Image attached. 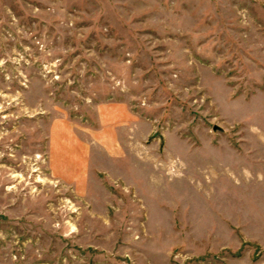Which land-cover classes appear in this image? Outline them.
Wrapping results in <instances>:
<instances>
[{
  "label": "rangeland",
  "instance_id": "1",
  "mask_svg": "<svg viewBox=\"0 0 264 264\" xmlns=\"http://www.w3.org/2000/svg\"><path fill=\"white\" fill-rule=\"evenodd\" d=\"M102 103L120 157L58 181ZM0 264H264V0H0Z\"/></svg>",
  "mask_w": 264,
  "mask_h": 264
},
{
  "label": "crops",
  "instance_id": "2",
  "mask_svg": "<svg viewBox=\"0 0 264 264\" xmlns=\"http://www.w3.org/2000/svg\"><path fill=\"white\" fill-rule=\"evenodd\" d=\"M94 111L92 127H76L67 119L54 120L49 126L48 171L74 188H84L102 164L112 165L111 161L120 157L122 136L131 130L130 114L124 104L102 103Z\"/></svg>",
  "mask_w": 264,
  "mask_h": 264
},
{
  "label": "water",
  "instance_id": "3",
  "mask_svg": "<svg viewBox=\"0 0 264 264\" xmlns=\"http://www.w3.org/2000/svg\"><path fill=\"white\" fill-rule=\"evenodd\" d=\"M211 131H212V132H215V131H221V129H220L218 126L213 125V126L211 127ZM174 252H175V251H174Z\"/></svg>",
  "mask_w": 264,
  "mask_h": 264
}]
</instances>
